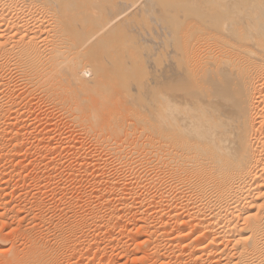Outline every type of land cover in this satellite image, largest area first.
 <instances>
[{
  "label": "bare ground",
  "instance_id": "1",
  "mask_svg": "<svg viewBox=\"0 0 264 264\" xmlns=\"http://www.w3.org/2000/svg\"><path fill=\"white\" fill-rule=\"evenodd\" d=\"M29 97L92 149L51 176V148H29L0 264H264V0H0L8 181ZM64 172L76 191L51 208L39 188L67 191Z\"/></svg>",
  "mask_w": 264,
  "mask_h": 264
},
{
  "label": "rangeland",
  "instance_id": "2",
  "mask_svg": "<svg viewBox=\"0 0 264 264\" xmlns=\"http://www.w3.org/2000/svg\"><path fill=\"white\" fill-rule=\"evenodd\" d=\"M14 83H15V81H14ZM16 84V83H15ZM29 99H31L32 100V98L31 97H29ZM29 99H28V102H29ZM35 100H37V99H34V100H32V102L30 103H27V105H30V104H32V106H33V104H38V102H39V104L41 105V106H39V104H38V106H37V104H36V106L34 105L33 107H34V112H33V114H32V109H30V107L28 106V110L30 111V113L29 114H31V115H28L27 114V110L25 111V115H26V117H28V116H30V117H33V118H27L26 119V117H23V119H24V122L27 124L26 126H25V124H23L24 126H23V128L24 127H26V129L24 128V133H26V132H28V136L26 135L25 136V139H26V137H27V139H26V143H28V145L25 143V141H24V143L26 144V148H25V150L23 149L24 148V146H22L23 148L21 149V151H18L19 152V155L17 154V153H14V154H16V155H14L13 156V158L14 157H17V156H20L19 158L20 159H22L23 161H22V167L20 166L19 168H21L20 170H21V177H17V178H12V179H9V181L8 180H5V179H3L2 178V176L0 175V179H2V180H0V204L2 203V204H4V205H0L1 207H0V212L2 211V213L3 212H5V210L6 209H8V208H10L12 205H14V203H16L17 202V200H18V195H23V196H27V192H30L31 190H33V189H31V188H29V187H32L29 183H30V180H29V177H28V175L29 174H31L30 172L32 171V170H30L31 169V165L30 164H28V162L30 161V159L31 158H33V157H31V158H29V152L32 150V153H31V156L33 155V156H37V154H39V153H42L43 152V150L45 151V150H47V147L49 148H51V149H53L54 148V150H52L51 151V149H50V152H52L51 153V159H46V161L45 160H43V161H39L38 163H36L37 164V166L38 167H45V166H49L48 168H49V170L50 171H48L49 172V174L51 175V176H53L54 174H56V173H58V170L59 169H63V171L64 170H68V168L69 167H76L77 166V162H79V160L81 159L80 158V156L77 154L78 153V151H77V149H75L76 147L75 146H78L77 148L78 149H80V147H81V150H80V152L82 151V152H86V151H88V148L90 147V149H92V145H89L90 143L89 142H92V140L91 139H87V137H89V138H93L94 136H92V132H84V131H80V133L79 132H77V131H74V130H76L75 128H77V130L79 131V128L78 127H75V126H73V124H72V126H70L69 127V125H71L70 123H69V120H68V125L66 126L65 125V123L67 122L66 121V119L64 120L63 119V117H59V118H57V114H56V112L55 111H51L49 108H47V106H45L44 108H47L46 109V111H45V109H43L42 108V106L43 105H45V104H43L41 101H39V100H37V101H35ZM36 102V103H35ZM46 102V101H45ZM42 103V104H41ZM48 104V103H47ZM33 107H31V108H33ZM39 107H41V109L43 110V112L45 113V112H47L48 111V109L50 110V112L48 111L47 113H49L50 114V116L49 115H47L46 113L44 114L43 112H42V110L40 109V110H38L37 108H39ZM38 110V111H37ZM36 111L38 112V113H36ZM42 112V113H41ZM52 112H55L52 116H54L55 114V116H56V118L55 119H58V122H59V124L58 125H55V123H58V122H56V121H54L55 119H53L52 120V116H51V114H52ZM41 113V115H39ZM23 114V115H24ZM43 114V115H42ZM28 115V116H27ZM46 116V117H45ZM49 116V117H48ZM39 117V118H38ZM47 118V119H45V118ZM52 117V118H51ZM48 118H51V120L52 121H54V127H53V122H50L51 120L50 119H48ZM60 118H62L63 120H64V123H62L61 124V121L63 122V120H61L60 121ZM26 119V120H25ZM42 119V120H41ZM46 120H50L49 122V124H50V126H48V124H47V122H46ZM33 121V122H32ZM66 121V122H65ZM43 122V123H42ZM41 123V124H40ZM52 125V126H51ZM59 125H60V127H59ZM65 125V126H64ZM36 126V127H35ZM46 126V127H45ZM34 127V128H33ZM53 127V128H52ZM57 127V128H56ZM62 127V128H61ZM65 127H66V129H67V131H69V132H67L66 130H65ZM68 127H69V130H68ZM71 127H73L72 129H71ZM22 128V129H23ZM48 128V129H47ZM52 130H51V129ZM54 128H56V129H54ZM46 129V130H45ZM62 129V130H61ZM70 129H71V131H73V133L72 134H69L71 131H70ZM28 130V131H27ZM30 130V131H29ZM60 130V131H59ZM65 130V131H64ZM46 131V132H45ZM49 131H50V133H49ZM53 131V132H52ZM77 134H76V133ZM84 132V136L83 135H79V134H81V133H83ZM40 133V134H39ZM44 133L46 134L45 136H46V141L47 142H49L50 143V145L51 146H46V145H49V144H46V145H44L45 143L44 142H46L45 141V137H44ZM58 133V134H57ZM64 133H65V135H64ZM75 133V134H74ZM79 133V134H78ZM87 133H89V134H87ZM52 134V135H51ZM56 134V135H55ZM68 134V135H67ZM87 134V137L85 136ZM30 135V136H29ZM35 135V136H34ZM40 137V140L42 139V142L44 143H42L40 146H37V144L35 143L34 144V142H35V140H39V137ZM42 135H43V137L44 138H42ZM64 135V136H63ZM75 135V136H74ZM89 135V136H88ZM94 135V134H93ZM54 136V137H53ZM63 136V138H61V137ZM69 136V137H68ZM72 136H73V138H72ZM85 137V139H83V140H85V141H83L82 140V138L83 137ZM66 137V138H65ZM81 137V138H80ZM53 138V139H52ZM74 139V140H72V139ZM33 139V140H32ZM44 139V140H43ZM50 139V140H49ZM29 140H31V142H29ZM64 140V141H63ZM72 140V141H71ZM79 140H81V141H79ZM88 140H90L89 142H88ZM61 141H63L62 143H61ZM67 141L69 142L70 141V143H67ZM75 141V142H74ZM37 142V141H36ZM52 142V143H51ZM79 142V143H78ZM30 143V144H29ZM58 143V144H57ZM67 143V144H66ZM74 143V144H73ZM84 144V149H83V144ZM86 143H89V144H86ZM31 144H33V146L35 147V148H32L33 146L31 145ZM66 146H65V145ZM69 144H73V146H74V149L77 151H75V150H73V146L71 145V147L70 148H72V149H69V147L68 146H70ZM78 144V145H77ZM92 144V143H91ZM30 145V146H29ZM56 146V147H55ZM62 146V147H61ZM64 146V147H63ZM80 146V147H79ZM40 147V148H39ZM29 148L31 149V150H29ZM62 148V149H61ZM86 148V149H85ZM38 151H37V150ZM61 149V150H60ZM66 149V150H65ZM23 150V151H22ZM35 150V151H34ZM49 150V149H48ZM64 150V151H63ZM72 150V151H71ZM84 150H86V151H84ZM39 151H41V152H39ZM20 152H22V153H20ZM35 152H38L36 155H35ZM81 152V153H82ZM27 153V154H26ZM72 153V154H71ZM77 157H76V156ZM22 156V157H21ZM28 156V157H27ZM60 157V159L58 158V157ZM74 156V157H73ZM25 157V158H24ZM54 157V158H53ZM56 157H57V159H56ZM70 157V158H69ZM71 157H72V159H71ZM24 158V159H23ZM28 158H29V160H28ZM63 158V159H62ZM75 158H76V160H75ZM80 158V159H79ZM55 159V160H54ZM68 159V160H67ZM74 159V160H73ZM55 161V162H54ZM60 161V162H59ZM72 161V162H71ZM52 162V163H51ZM41 163V164H40ZM55 163V164H54ZM58 163V164H57ZM66 163V164H65ZM74 163V164H73ZM6 164V162H4L3 163V161L2 162H0V173H1V171H2V166L4 167V165ZM13 164V163H12ZM52 164H54V165H52ZM69 164H70V166H69ZM25 165V166H24ZM30 165V166H29ZM63 165H64V167L65 168H63ZM27 166V167H26ZM57 166V167H56ZM69 166V167H68ZM24 167V168H23ZM26 167V168H25ZM50 167L52 168H54V169H50ZM59 167H61V168H59ZM66 167H67V169H66ZM55 168H56V170H55ZM61 170H59V171H61ZM57 171V172H56ZM63 171H61V172H63ZM65 173H67V172H64V174L62 175V180H61V177L59 176L57 179H55L54 180V182L56 183V184H58L60 187L62 186V189L63 190H67V191H69V192H67V191H60L59 189L58 190H54L53 191V189H55L54 188V186L53 185H48V184H44V186H42V187H40L39 188V196H40V199L42 200V201H45L46 202V205L47 204H49V205H47V206H49V207H54L55 206V204L57 205V203H58V201H59V199L61 198H63V195L64 194H69L70 195V193L72 194V193H74V191H76V189H75V187L77 186V181H71V180H68V179H65L66 177H65ZM23 175V176H22ZM23 177V178H22ZM25 177H27V178H25ZM64 178V179H63ZM26 180H27V182H26ZM67 180V181H66ZM29 181V182H28ZM22 182V183H21ZM53 182V183H54ZM58 182V183H57ZM66 182V183H65ZM17 183V184H16ZM52 183V184H53ZM69 183H70V185H69ZM71 183H72V186H71ZM86 184V182H83V184ZM11 184V185H10ZM84 184V185H85ZM17 185V186H16ZM21 185V186H20ZM30 185V186H29ZM47 187H46V186ZM65 185V186H64ZM67 185V186H66ZM12 187H14V188H12ZM68 188V189H65V188ZM69 187H71V188H69ZM73 187V188H72ZM6 188V189H5ZM26 188V189H25ZM41 188H44L42 191H41ZM46 188V189H45ZM50 188V189H49ZM36 189V188H35ZM57 189V188H56ZM72 189V190H71ZM73 189H74V191H73ZM9 190H13L12 192H14L13 193V195H14V197H13V195H11V196H4L5 194H8V192H10ZM50 190V191H49ZM6 191V192H5ZM38 191V190H37ZM58 191V192H57ZM17 192V193H16ZM42 193V194H41ZM47 193H48V195H47ZM60 193V194H59ZM51 194H53L52 196H50ZM54 195H55V197H54ZM2 196V197H1ZM17 196V197H16ZM45 196V197H44ZM47 196V197H46ZM50 196V197H49ZM62 196V197H61ZM6 197V198H5ZM11 197H12V201H11ZM49 197V198H48ZM55 198V200H54V198ZM10 198V199H9ZM44 200H43V199ZM48 198V199H47ZM58 199V200H57ZM60 199V200H61ZM5 200V201H4ZM26 200L28 201V203H29V199H27L26 198ZM53 200V201H52ZM27 201H25V202H27ZM57 202V203H56ZM12 204V205H11ZM27 204V203H26ZM53 204H54V206H53ZM10 205V206H9ZM27 205H29L30 206V204H27ZM4 206V207H3ZM5 206H6V209H5ZM3 208V209H2ZM47 213H49V214H47L48 216H50V214H52L51 212H47ZM1 214V213H0ZM0 234H1V236L3 235V237H7V239H10V238H12V234H10V233H8V232H6L5 233V230H3V231H1L0 230ZM5 235V236H4ZM125 239V238H124ZM10 246V242H7L6 244H4V245H2V248L3 249H6V248H8ZM127 258V256H125V258L123 257V259H126ZM66 260H67V258H66ZM65 259L64 260H62V261H60L58 264H67ZM124 260H122V263H124L123 262ZM127 264L128 263H130V261H129V259H127ZM125 262V263H126ZM117 262H115L114 264H116Z\"/></svg>",
  "mask_w": 264,
  "mask_h": 264
}]
</instances>
